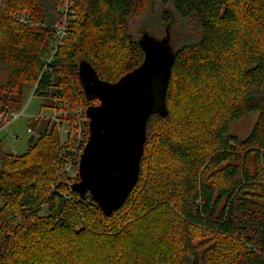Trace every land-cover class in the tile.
Here are the masks:
<instances>
[{
  "label": "trees",
  "instance_id": "1",
  "mask_svg": "<svg viewBox=\"0 0 264 264\" xmlns=\"http://www.w3.org/2000/svg\"><path fill=\"white\" fill-rule=\"evenodd\" d=\"M63 3L0 0V113L31 92L53 111L99 104L80 63L108 83L137 69V34L161 6L175 53L167 115L148 119L137 184L111 217L71 190L52 121L24 154L0 149V264H264V0H73L51 56ZM255 112L247 138L230 133Z\"/></svg>",
  "mask_w": 264,
  "mask_h": 264
},
{
  "label": "water",
  "instance_id": "2",
  "mask_svg": "<svg viewBox=\"0 0 264 264\" xmlns=\"http://www.w3.org/2000/svg\"><path fill=\"white\" fill-rule=\"evenodd\" d=\"M142 64L116 83L101 81L82 61L79 78L88 100L89 135L79 162V181L71 190L90 195L105 217L126 202L137 184L151 115H167L166 98L175 61L170 29L163 39L148 33L139 39Z\"/></svg>",
  "mask_w": 264,
  "mask_h": 264
},
{
  "label": "rangeland",
  "instance_id": "3",
  "mask_svg": "<svg viewBox=\"0 0 264 264\" xmlns=\"http://www.w3.org/2000/svg\"><path fill=\"white\" fill-rule=\"evenodd\" d=\"M249 8V5H248ZM166 10V9H165ZM164 8L158 6V14L152 17L153 21L157 24L152 31L148 32L151 36L157 39H163L166 35V29L169 25H165L161 19ZM247 22L242 23L244 24ZM142 33V32H141ZM137 34L138 37H142V34ZM139 38V39H140ZM8 70L0 66V80L5 81L8 77ZM51 101L48 99H40L33 97L32 92L28 93L25 97L24 107L22 109L24 115L17 121L11 123L6 128L0 129V149L5 153H13L14 155L24 154L28 147V142L32 136L36 137L35 134H31L28 130H36L41 133L48 127V120L53 116V110L50 107ZM259 114L257 112L246 114L243 118L230 124V133L236 135L239 138L245 139L252 132L255 126ZM16 138L13 140V138ZM259 204L264 206V200H257ZM46 212L43 209L42 214ZM81 229V227H79ZM202 243L196 242L195 244ZM214 242L210 246H213ZM200 258L201 261L204 258L205 248L201 246Z\"/></svg>",
  "mask_w": 264,
  "mask_h": 264
},
{
  "label": "built area",
  "instance_id": "4",
  "mask_svg": "<svg viewBox=\"0 0 264 264\" xmlns=\"http://www.w3.org/2000/svg\"><path fill=\"white\" fill-rule=\"evenodd\" d=\"M60 11L63 17L55 25L56 40L53 43L54 50L51 56L61 46L62 41L68 34L70 23L75 18L73 0H64ZM17 20L21 24H30L29 19L25 15L18 17ZM23 115V111L9 115L0 113L1 129L6 128L11 123L23 117ZM50 121L57 125L60 133L61 157L68 162L66 172L72 180H75L79 178V162L88 140L89 119L87 117V109L83 107L72 108L68 103H65V105L61 104L58 109L53 111V116L50 118ZM28 132L32 133L31 130H28ZM15 139L14 137L13 140Z\"/></svg>",
  "mask_w": 264,
  "mask_h": 264
},
{
  "label": "flooded vegetation",
  "instance_id": "5",
  "mask_svg": "<svg viewBox=\"0 0 264 264\" xmlns=\"http://www.w3.org/2000/svg\"><path fill=\"white\" fill-rule=\"evenodd\" d=\"M95 105H98V104H95Z\"/></svg>",
  "mask_w": 264,
  "mask_h": 264
}]
</instances>
